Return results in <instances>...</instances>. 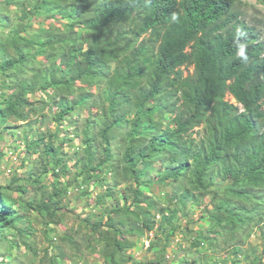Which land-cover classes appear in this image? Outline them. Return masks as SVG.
<instances>
[{"label":"trees","instance_id":"16d2710c","mask_svg":"<svg viewBox=\"0 0 264 264\" xmlns=\"http://www.w3.org/2000/svg\"><path fill=\"white\" fill-rule=\"evenodd\" d=\"M239 2L31 0V7L22 12L29 24L21 32L32 26L37 14L56 10L60 17L70 21L71 30L88 27V45L85 48L84 44L73 42L72 46L69 41L75 38L68 40L67 36L54 33L55 29L44 31L45 40L18 32L13 42L16 58L0 67L3 75L33 62L40 64L37 56L42 54L47 55L50 65L40 70L37 80L27 85L26 90L10 96L0 108V119L3 122L11 118L26 120L25 109L31 104L26 98L29 93L74 87L78 82H101L108 77V121L103 124L102 138L109 146V137L117 128L124 124L131 126V132L122 138L127 177L132 176L140 183L145 171L140 166H148L156 157L171 161L175 166L166 169V175L156 178L158 182L172 179L171 183H177L185 175L194 192L215 187L216 191L211 192L213 200L223 192L224 197H218L221 202L211 215L213 222L221 224L225 220L220 214L225 213L228 222L252 221L255 226L264 227V212L260 214L263 204L256 202L264 198V132L258 131L255 124L256 119H264V76L261 81L256 78L257 61L264 53V45L257 42L255 36L245 33L244 26L241 29ZM148 33L150 40L145 43L141 38ZM152 43H158V47L150 55L148 45ZM34 49L37 51L32 55ZM113 63L118 67L110 79ZM188 64L193 65V73L184 77L182 68ZM169 88H175L180 95L178 108L160 103ZM228 95L238 104L228 100ZM73 109L71 106L62 110L59 119ZM159 113L173 114L174 128H162L155 120ZM202 125L206 129V144L197 150L188 144L187 136ZM47 153H54L51 146ZM109 158L108 155L104 162ZM144 184L146 182L141 185ZM136 195L139 198L141 192L137 191ZM51 199L52 196H47L33 209L54 216L57 209H53ZM144 204L138 202L135 212L115 211L122 215L133 214L139 223L137 227L121 230L112 216L105 224L100 222L92 227L95 233L102 235L106 248L111 249L106 253L107 261L115 263L116 254L127 245L119 239L120 235L142 236L155 229L156 222L151 220ZM148 206L153 208L149 202ZM237 210L249 214L250 218L236 214ZM174 218L173 212L164 220L171 225ZM20 220L17 211L0 200V237H6V229L15 230ZM104 225L106 230L100 232Z\"/></svg>","mask_w":264,"mask_h":264},{"label":"rangeland","instance_id":"374dc122","mask_svg":"<svg viewBox=\"0 0 264 264\" xmlns=\"http://www.w3.org/2000/svg\"><path fill=\"white\" fill-rule=\"evenodd\" d=\"M30 1L0 0V67L16 58L13 42L18 32L29 24L22 12L31 7ZM237 9L243 24L241 29L244 26L245 33L255 36L256 41L264 45V0H240ZM52 15L58 16L51 18ZM69 24L67 17L62 18L58 11L52 10L50 14H37L32 26L21 34L45 40L44 31L55 29L54 33L67 36L68 40L74 37V41H69L71 45L79 42L87 48L88 27H76L73 31ZM142 39L147 43L150 33ZM157 47L158 43L149 44L148 54L156 52ZM36 51L31 54L35 55ZM188 51L191 52V48ZM46 56L38 55L40 64L33 62L16 72L11 70L3 75L0 71V108L14 92L26 90L27 85L33 84L41 69L48 68L50 63ZM257 66L256 78L261 81L264 53ZM117 67L116 63L111 65L110 79ZM193 68L192 64L184 66L183 76L192 75ZM107 79L29 93L26 98L31 104L25 109L26 120L11 118L3 122L0 119V200L21 216L15 230L6 229V237H0V263L264 264L262 225L255 226L252 221L231 223L226 221L228 214L225 213L220 214L225 220L221 224L211 220L221 202L218 197H224L223 192L215 200V187L194 192L185 175L177 183H171L172 179L158 182L156 178L166 175V169L175 166L160 157L150 160L148 166L139 167L145 170L140 183L132 176L127 177L122 138L131 132V126L124 124L107 136L109 146L102 138L103 124L108 121ZM227 99L238 104L230 95ZM76 101L79 103L74 104ZM160 103L178 108L180 95L175 88L166 89ZM71 106L74 109L59 119L61 111ZM173 118V114L159 113L155 120L162 128H174ZM255 124L258 131L264 132V119H256ZM187 142L191 148L203 149L205 126L191 131ZM49 146L54 153H47ZM108 155L109 161L105 163ZM137 191L141 192L139 198H136ZM47 196H52L53 209H57L54 216L33 209ZM140 201L145 202L143 207L156 222L155 229L142 236L120 235L119 239L127 245L116 254L115 263L107 261L106 253L111 249L106 248L102 235L95 233L92 227L100 222L105 224L109 216L121 230L139 226L133 214L122 215L115 211L135 212ZM256 202L263 204L262 214L264 198ZM246 205L251 207L249 203ZM173 212L175 218L168 225L164 218H169ZM235 213L250 218L242 211ZM105 230L104 225L100 232Z\"/></svg>","mask_w":264,"mask_h":264},{"label":"built area","instance_id":"2783aa9c","mask_svg":"<svg viewBox=\"0 0 264 264\" xmlns=\"http://www.w3.org/2000/svg\"><path fill=\"white\" fill-rule=\"evenodd\" d=\"M147 245H149V242H146Z\"/></svg>","mask_w":264,"mask_h":264}]
</instances>
